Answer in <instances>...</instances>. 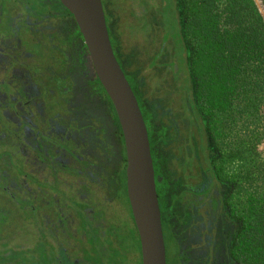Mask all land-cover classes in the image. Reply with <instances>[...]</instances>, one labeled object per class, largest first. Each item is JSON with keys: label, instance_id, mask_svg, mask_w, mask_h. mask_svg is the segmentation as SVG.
I'll return each mask as SVG.
<instances>
[{"label": "flooded vegetation", "instance_id": "flooded-vegetation-1", "mask_svg": "<svg viewBox=\"0 0 264 264\" xmlns=\"http://www.w3.org/2000/svg\"><path fill=\"white\" fill-rule=\"evenodd\" d=\"M39 1L23 0L18 4V0H0V6L4 5L3 11H0V29L6 33L4 26L14 18H17L20 24L19 28L15 29L17 35L11 40V44L14 45L13 55L15 56L16 52L20 53L29 65L32 64L28 61L38 63L37 70L32 72L28 64L22 61L29 81L25 84V91L21 96L27 95V97L21 99V113L13 109L10 117L17 120L20 126L18 118L26 116L28 121L23 128L35 131L34 134L32 132L35 139L40 132L47 136L38 147L35 143L32 146L25 145L18 133L6 134L7 128L0 119V131H3L0 135L2 152L0 154V243L3 244L6 233H12L11 229L17 225L24 212L30 218L31 215L38 216V208H44L42 210L50 212L51 218L59 217L61 220L59 229L67 231L68 228L66 234L57 236L55 226L54 232H50L47 238L48 248L55 263L93 264L88 259L89 251L92 249L89 248V237L94 239L97 250L100 247L104 251L105 243L108 244V241H112L113 245L116 244V234L113 235V230L104 232V227L110 224L119 227L117 217L121 215L122 210L126 212L124 204L122 209V201L119 197L123 191L131 213L126 192L123 134L113 105L87 60V48L73 16L62 13L64 10L62 8L52 9V5L43 6L41 9ZM47 1L56 4V0ZM154 1L156 5L153 9L156 10L160 0ZM26 2L33 5H24ZM140 2L141 0H135L136 5H140ZM180 8L182 9L181 0ZM28 12L30 14L27 15ZM70 17L74 24L66 23ZM25 24L28 26L26 27ZM110 24L112 25L111 22ZM56 32L62 34L60 46L63 50L59 47L58 50L65 57L60 58L59 55L54 56L52 53L57 63L50 70L48 67L46 70L45 63L53 60L47 53L39 50L40 48L33 50L31 46L41 47L44 36L56 37ZM111 32L112 35L108 31L114 55L135 94L147 128L165 254L168 239V242L171 240L170 242L177 249V264H234L230 256L232 243L228 244L226 240L229 232L222 228V223L215 220V217L212 219L215 223L212 225V230L206 228V222L198 221L193 222L194 226L199 227L196 236L191 233L194 228L190 231L187 229L191 219L189 207L195 204V197L202 198V194L198 193L211 182L212 169L221 180L217 174V156L212 144V135L209 134L208 139L209 160L198 170V184L195 187L189 186L187 183L189 177L185 178V175H190L194 168L193 160H197L198 155L200 156L198 141L204 137L202 121L196 113L194 116L197 120L190 111L181 113V116L185 114L186 121L180 124H189V130L182 139L185 148L177 147L175 141L180 139V128L175 124L174 118L179 116H174L173 113L182 109L188 98L184 94L180 98L177 97L180 102L177 109H172L170 104L176 98L174 94L168 101L165 98L164 102L158 98L148 99L145 95L146 71L142 72L140 69L133 71L132 68H127V61H124L125 59L120 55V50L115 52V47L119 48L120 43L113 41L112 26ZM68 35H73L72 43L69 42ZM130 66L132 67V64ZM0 72H3L1 68ZM18 78L23 81L22 86H24L25 76L21 75ZM148 83L152 85L153 80L150 79ZM152 86L157 87L154 84ZM61 100L66 101L70 107L73 106L70 114L61 118L58 116L57 120V117L50 118L52 112L54 114L60 112L61 106L68 107ZM199 112L205 119L206 113L203 110ZM191 117L192 122H188ZM173 147L177 148L178 153L176 163L174 160L176 148L172 149ZM204 157L203 154L202 158ZM167 176L171 180L169 184L165 181ZM39 182L42 184L43 194L45 193V203H40L39 197L34 196L33 199L27 197L24 204H21L19 188L29 189L35 185L38 188ZM223 182H225V194L222 202L229 215L230 181ZM189 194L190 198L187 196ZM100 200H102L101 206L94 208L93 203ZM35 202H39L40 206H36ZM131 217L138 237L132 213ZM4 255L7 257L9 250L0 252V261H3ZM0 264H11V262L4 261Z\"/></svg>", "mask_w": 264, "mask_h": 264}, {"label": "trees", "instance_id": "trees-1", "mask_svg": "<svg viewBox=\"0 0 264 264\" xmlns=\"http://www.w3.org/2000/svg\"><path fill=\"white\" fill-rule=\"evenodd\" d=\"M151 1L141 0L136 5L134 0H101L108 31L112 35V26L113 41L120 43L115 52L120 50L127 68L146 71V97L164 102L176 95L178 57L173 55L175 41H170L172 35L166 29V0H160L156 10ZM258 3L181 0L182 9L180 0H175V7L173 4L179 22L174 36L181 54L185 52L187 74L193 82L194 113L201 121L204 118L199 111L206 113L205 133L207 139L212 135L217 159L245 160L229 188V216L239 224L230 249L234 264H264V0ZM38 4L62 8V13L70 15L58 0L56 4L47 0ZM150 79L157 87L148 83ZM174 121L181 132L179 118ZM204 152L209 160V143ZM165 181L169 184L170 177ZM125 196L124 191L119 195L122 209L123 204L126 208L117 217L119 227H104V232L113 230L116 234V244L108 241L104 251L100 247L97 250L94 239L89 237L92 249L88 259L93 264H141L139 240ZM193 222L190 219L189 231L194 228ZM176 251L175 248L177 258Z\"/></svg>", "mask_w": 264, "mask_h": 264}, {"label": "rangeland", "instance_id": "rangeland-1", "mask_svg": "<svg viewBox=\"0 0 264 264\" xmlns=\"http://www.w3.org/2000/svg\"><path fill=\"white\" fill-rule=\"evenodd\" d=\"M23 0H18V4H20ZM135 1V0H134ZM167 1V2H166ZM164 3L168 5L167 9V22H166V29L170 32L172 36H170V41L174 42L173 45V55H176L178 57V63L176 64L178 66L177 76L179 78L177 91L175 92L176 95H174L176 98L172 100L173 102L171 104L172 109H177L180 106L179 98L181 95H185L188 97V102L186 105L180 109L176 110L173 115L177 116L179 115V122L183 123L186 121L185 114L181 116L182 112L189 111L190 109L193 110L191 112L192 116H194V111L197 113L195 109H193V86H192V80L191 77L187 74V64H186V56L185 52H183V55L181 54V47L180 43L178 41L177 36H174L177 33V30L179 28V22L176 16V12L174 11L175 7V0H166ZM258 3V0H256ZM150 3H154V0H152ZM172 3V4H171ZM174 4V7H173ZM259 4V3H258ZM3 6L1 4L0 11H3ZM155 6V3L152 5V7ZM260 6V4H259ZM43 7H41L42 9ZM146 10V9H145ZM30 11V10H29ZM27 12V11H26ZM147 12V10L145 11ZM30 14V12L27 13V15ZM66 23L74 24L73 19L70 17L66 20ZM18 19L14 18L12 20H9V23L4 26L5 30L7 32L5 33L4 30L0 29V68L3 70V72H0V119L2 120L4 127H6V134H12L13 132L18 133L19 137L22 138L21 140L25 142V145H31L35 143V145L38 147L40 143L44 142V139L47 138V136L43 135L42 132L38 133L36 135V139L32 136V132L29 128L25 129L24 126L27 125L28 118L25 116L18 118L21 125L18 126V121L13 120L11 116V112L13 109L16 111H19L21 113V99H25L26 96H21L23 92L25 91V84L29 81L28 78H26V71L23 68L24 65L22 63L26 62L25 58L21 56L20 53H15V56L13 55L14 51V45L11 44V40L17 35V32L15 29L19 28ZM27 27L28 25L25 24ZM65 27V26H64ZM62 30V29H61ZM27 31V29H26ZM62 38V34L60 35L58 32H56V37L52 35L44 36V42L41 43V47L32 45L31 49L35 50V48H40L39 50L47 53L49 57L51 58L50 62L45 63V69L50 70L51 67H54L57 63L56 60H54V57L51 55L52 53L54 56H60V58H64L65 56L61 53V51L58 50V47L60 50H63L60 46L61 42L60 39ZM68 40L70 43L73 42V35H68ZM68 42V41H67ZM68 42V44H69ZM69 45H67L68 47ZM66 47V48H67ZM38 50V51H39ZM172 50V48H171ZM21 61V62H19ZM32 65L28 64V67L30 68V71L34 72L38 68L37 62H31ZM59 66V64H57ZM4 69H7L5 71ZM21 75L25 76L24 79V86L23 81L19 80L18 77ZM167 91V90H166ZM177 97H179L177 99ZM182 99L185 100V98L182 97ZM38 101V100H36ZM63 103H65L68 107L61 106L59 108V113H53L50 115V118L56 120L64 115H69L70 110L73 106H69L66 101L61 100ZM192 101V102H191ZM188 108H190L188 110ZM59 116V117H58ZM73 118V117H72ZM192 117L188 119V122H192ZM197 120V118H195ZM21 120H23L25 123H23ZM184 120V121H182ZM191 120V121H190ZM195 120V121H196ZM70 121V119H69ZM43 122V121H42ZM40 122V123H42ZM36 124V123H35ZM189 125V124H188ZM188 125L185 124L181 126V132L180 139L175 141L179 146H185L181 143L184 134H188ZM202 130L205 131L204 128V122L202 120ZM31 131V132H30ZM3 133V131H0V135ZM36 133L35 131L33 134ZM203 135V134H202ZM39 137V138H38ZM204 138V137H203ZM203 138H201L200 143L201 147L200 149V156L197 160H193L194 168L190 172V175H185V178H188L187 183L189 186H196L199 182V175L198 170L202 168V164L207 161L206 154L204 152V143ZM199 142V141H198ZM176 147H173L174 149ZM185 148V147H184ZM20 149V148H19ZM176 150V149H174ZM5 152L6 150H2ZM177 151V150H176ZM0 150V154H1ZM204 154V158H202V155ZM221 155V154H220ZM223 156V154H222ZM95 160V159H94ZM245 160H240L238 158H229V157H221L218 158L216 161L217 166V174L218 177L223 181H231L235 175L238 173V171L242 168L244 165ZM176 163V161H175ZM177 165V164H176ZM204 169V168H203ZM178 174L180 173V168H177ZM217 178V175L215 174L214 169H212V178L211 182L207 184V187L200 191L198 194H202L201 199H197L195 197L196 201L194 205H191L189 207V216L193 221H198L205 223L208 229L212 230V225H215L214 223V217L215 220H219L222 223V228L227 229L229 234L228 238H226L227 243L231 244L232 240L234 239L235 235L238 232L239 224L234 219L230 218L226 210L224 209L222 198L225 194V185L223 181H221ZM38 185L39 187L36 188L35 186H31L29 189H22L20 190V197H21V204H24V200H26L27 197L30 199H33L34 196L39 197L40 203H45L44 201V194H43V188L41 187V182ZM43 194V195H42ZM42 195V196H41ZM190 198V194L187 195ZM25 197V199H24ZM36 206H40L39 202H35ZM102 204V200L96 201L93 203L94 208L100 207ZM23 206V205H22ZM44 207V206H41ZM44 208H38L36 215H31L29 218L27 214L24 212L18 222L17 225L14 226L11 229L12 233L5 234L3 239V244L0 243V252L9 250V255L6 257L4 255L3 261H10L11 264H56L54 261V258L52 257V254L50 252V249L48 248V241L47 238L49 236V233L54 232V228L56 226V235L60 234H66L68 231V228L65 231L64 229H59L58 226L61 224L59 220V217H53L51 218V214L48 211H43ZM23 210V209H22ZM20 210V212L22 211ZM215 211V213H213ZM19 212V213H20ZM37 222V224H35ZM204 227V226H203ZM201 227V228H203ZM42 229V230H41ZM196 230H199V227L194 226V229L191 231V233L196 236ZM68 236V235H67ZM1 241V240H0ZM66 243V242H65ZM5 249V250H3ZM11 251V253H10ZM167 263L168 264H177V258L175 253V248L172 243L167 242Z\"/></svg>", "mask_w": 264, "mask_h": 264}, {"label": "water", "instance_id": "water-1", "mask_svg": "<svg viewBox=\"0 0 264 264\" xmlns=\"http://www.w3.org/2000/svg\"><path fill=\"white\" fill-rule=\"evenodd\" d=\"M58 1L74 18L87 48V60L113 105L123 134L126 192L139 238L141 264H166L147 128L135 94L114 55L102 2ZM202 142L207 151L205 131Z\"/></svg>", "mask_w": 264, "mask_h": 264}]
</instances>
